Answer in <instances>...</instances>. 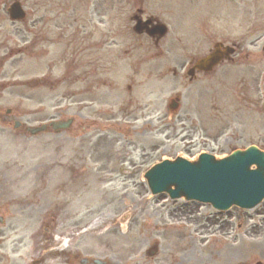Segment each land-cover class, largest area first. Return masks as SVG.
Returning <instances> with one entry per match:
<instances>
[{
  "label": "rangeland",
  "instance_id": "rangeland-1",
  "mask_svg": "<svg viewBox=\"0 0 264 264\" xmlns=\"http://www.w3.org/2000/svg\"><path fill=\"white\" fill-rule=\"evenodd\" d=\"M12 1L0 0V117L10 109L14 113L11 121L23 120L25 125L30 120L36 125L51 116H69L76 105L71 108L68 99L72 65L68 40L104 35L117 44L106 46L103 55L106 84L81 90L74 85L76 97L86 98L78 105L89 106L90 119L81 120L88 130L82 152L84 167L76 165L70 181L59 184L57 202L64 210L57 211L55 222L45 212L50 211L48 181L46 203L43 195L39 211L29 216V222H19L29 224V230L44 222L54 224L55 233L67 239V255L78 252L112 264L264 263V200L249 210L233 206L218 211L208 204L170 199L166 193L152 195L144 178V172L162 157L180 154L190 159L185 149L193 145L180 133V113L171 120L164 108L166 100L182 89L181 76L167 69L162 75V69L150 65L172 66L183 52L207 51L214 38L228 42L245 38L255 54L243 65L218 67L222 75L214 93L215 116L210 119L206 111L202 122L206 129L192 136L194 142L202 139L204 143L196 144L193 152L208 150L220 158L250 144L264 150V56L259 50L264 35H239L241 31L264 34V0H141L142 7L161 19L170 34L163 40L166 49L160 57L148 58L138 49L149 44L148 38L133 39L137 48L133 53V64H137L133 96L127 89L130 57L125 53L131 35L132 0H88L95 9H85L87 0H20L28 10L23 22L8 18ZM139 3L133 0V10ZM204 33H213V41ZM88 52L82 60L99 67L98 54ZM132 98L133 119L127 115ZM113 106L126 112L122 118L111 119L103 112ZM60 134L51 144H45L50 138L44 134L21 144L11 141L7 132L0 135V167L3 160L20 163L19 168L10 167L6 172L8 178L0 184L2 197L34 199L27 195L35 191L33 166L52 158L59 165L69 163L70 139ZM80 147V140H74V149ZM1 173L0 169V177ZM154 240L158 247L150 257L147 249ZM24 255L23 261L18 259L19 253L12 258L17 263L29 262L28 244Z\"/></svg>",
  "mask_w": 264,
  "mask_h": 264
},
{
  "label": "flooded vegetation",
  "instance_id": "flooded-vegetation-1",
  "mask_svg": "<svg viewBox=\"0 0 264 264\" xmlns=\"http://www.w3.org/2000/svg\"><path fill=\"white\" fill-rule=\"evenodd\" d=\"M245 1V0H243ZM140 6L134 7L133 11V0L131 1V10H130V21H131V35H130V41L129 46L127 47L125 53L129 55L130 57V65H129V85L127 87L128 91L133 96V83H134V75L137 73V67H135L137 64H133V53L137 50L133 39L138 38H148L149 44L147 46H140L138 49L141 51L143 55L148 54L149 57L153 56H163L165 53L164 47H162L163 44V38L158 37L157 32H152V34H148L145 31L134 33L133 35V18L141 20V26L143 29H150L155 24V22H159V20L154 17L153 14H150L147 12V10L142 7V2L139 3ZM85 9H89L90 7H93L94 9L96 6L94 3H90L88 0L84 2ZM114 8H117L114 7ZM105 13V11H104ZM142 21H147L146 23H143ZM203 24V23H202ZM247 30V29H246ZM209 34V40L210 42L213 41V33H204L202 35ZM162 35H169V33L162 34ZM239 35H264L263 33H255V32H249V31H241ZM260 36H258V39ZM106 39V36L102 35L101 37H97V39L94 38V35H82L80 38L78 37L77 40H75L74 37L69 39V50L71 54L72 65L71 67V73H73V65L75 64L74 61H80L82 58H84L86 55L89 54L88 50H91L93 52H96L98 54V60H99V70L97 72V68L94 67V65L89 64V62L81 65H77V67H82V70L80 73L73 75L71 77V84L74 85L76 82L79 83L80 86H99L101 84H105L106 80L104 78L105 76V67L104 64V53L106 50V46L114 47L116 46V42L114 38H109V41ZM223 45L227 44L226 40H220ZM217 42L216 38H214L213 43ZM139 45H142L140 42ZM232 46H234V52L230 56H223V59L220 60V62L216 65H214L212 68H207L206 65H202L199 60L204 58L209 52H211V49H208L207 51H201L197 50L193 53H184L182 57H179L177 63H175L172 66H168L166 64L150 65L151 68H155L156 66L161 71V69H167L168 71L172 72L173 75H179L181 76V86L182 89L178 92L179 94V128L180 133L185 134V136L189 137V139L192 138L193 134L196 133L199 128L206 129V122H203V119L205 118L206 111L209 110L210 112V119H212L214 111L217 109L216 106V96L215 92L217 91V84H218V77L222 74L218 72V67L223 66L224 64H233V65H242L244 62H249V57L252 55L254 56V52H250L249 48L247 47L248 43L246 42V39H241V42H231ZM260 52H262V56H264V40L262 42L261 48L259 49ZM89 61V60H88ZM167 67V68H166ZM150 71V70H149ZM221 72V71H220ZM164 74V70L163 73ZM97 77V79H95ZM92 78V79H91ZM196 83V84H195ZM195 85V89L192 91V86ZM69 104L71 108H75V110L71 111V119L72 122L68 128L65 130H54L52 128H48L44 131V135H47L50 140H46L45 144H51L54 141V138L60 134L65 133L66 136L70 139V153L72 159L69 160V163L64 165H59V162L57 160H49L45 161L41 159L39 162H37L33 168L36 170L37 176L36 181L33 184V188L35 191L28 192L27 195L35 196V198H28V197H2V193L0 192V264H22L23 262H15V259L12 257L14 254L19 253L18 259L23 261L25 257L24 255V248L28 244L29 246V253L31 255H38L41 254V251H44L48 249L51 245L55 243L54 241V232L57 231V229L54 227V224H49L47 222H44L41 224L39 228H34L29 230L30 225L19 222L20 220H27L29 216H32L34 213L38 212L39 209L43 206L40 205V197L44 195V192L47 193V182L48 180L51 183L50 186V195L51 199L49 202L50 211L48 212V215H50L51 221L55 222L56 217L58 216L56 213L58 210L63 211L64 206H59L57 200L59 197V191L58 190V184L70 181V178L72 177V166L76 163L83 162L82 159V148L81 150H75L74 149V140L78 139L80 135H85L83 132H81L83 129L84 124L81 123V120L90 119L89 115V106L86 104H83L81 106H75L76 103H83L86 98H76V92L72 90L69 95ZM90 100L89 102L96 101ZM110 106V105H108ZM130 111L127 113V115L132 117L133 119V98L129 103ZM165 109L168 110L167 104L164 106ZM85 109H88L86 112ZM104 113H109V118H121L124 113L121 112L119 107L113 106L112 109H104ZM116 111V114L114 117H110L112 113ZM13 113H6V116L0 117V132L5 133L7 132L9 135L10 140H18V142H24L25 139L30 138L31 135L28 134L29 132L28 126H24L22 128L23 121H11L9 119V116ZM26 120H24L25 122ZM28 123V121H26ZM17 123V124H16ZM15 125H18L15 127ZM6 128L10 129L7 130ZM81 132V133H79ZM43 135V136H44ZM42 135H39L38 138H40ZM42 136V137H43ZM47 138V139H48ZM53 139V140H52ZM86 140V139H85ZM81 146H84V140L80 139ZM189 154L193 155L194 147H190L189 149H186ZM195 154V153H194ZM15 165L12 163L5 164V168L2 171V176L0 178V181L2 184L8 176L5 175L6 171L10 167H14ZM59 168L63 169L62 171H59ZM59 174H66V177L64 178V181L58 182ZM45 180V181H43ZM44 185V186H42ZM1 188V186H0ZM46 195H44V200L46 203ZM62 197V196H61ZM64 198V197H63ZM11 200V201H9ZM60 207V208H59ZM15 211V213H14ZM41 211V210H40ZM12 212V213H11ZM17 216V217H16ZM17 218V219H15ZM29 222V221H28ZM31 224V223H30ZM63 231V230H62ZM42 232V233H41ZM10 236L12 238L10 239ZM149 259V258H148ZM31 264H81V256H74L73 254L71 256L65 255V251H62L61 253H50L45 256H39L35 259H31ZM90 261V260H89ZM86 262L85 264H93ZM182 262H178V264H181ZM102 264H112L107 260H104Z\"/></svg>",
  "mask_w": 264,
  "mask_h": 264
},
{
  "label": "water",
  "instance_id": "water-1",
  "mask_svg": "<svg viewBox=\"0 0 264 264\" xmlns=\"http://www.w3.org/2000/svg\"><path fill=\"white\" fill-rule=\"evenodd\" d=\"M8 11L12 19L23 17L18 3H13ZM156 29L164 31L163 27ZM215 56L216 53L209 58ZM145 178L152 193L167 192L171 198L184 196L210 202L218 209L234 204L249 208L264 198V151L251 145L221 159L204 153L195 162L181 157L163 160L147 170ZM154 249L155 246L151 250Z\"/></svg>",
  "mask_w": 264,
  "mask_h": 264
},
{
  "label": "bare ground",
  "instance_id": "bare-ground-1",
  "mask_svg": "<svg viewBox=\"0 0 264 264\" xmlns=\"http://www.w3.org/2000/svg\"><path fill=\"white\" fill-rule=\"evenodd\" d=\"M62 245H64V243H62Z\"/></svg>",
  "mask_w": 264,
  "mask_h": 264
}]
</instances>
